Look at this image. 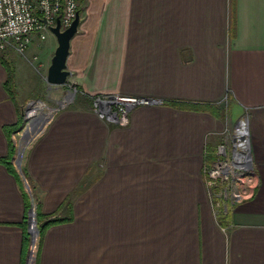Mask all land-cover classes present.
Instances as JSON below:
<instances>
[{"label":"crops","instance_id":"0c3cea01","mask_svg":"<svg viewBox=\"0 0 264 264\" xmlns=\"http://www.w3.org/2000/svg\"><path fill=\"white\" fill-rule=\"evenodd\" d=\"M80 1L67 60L79 98L22 161L42 212L69 218L48 227L38 264H264V0ZM6 79L0 59V159L20 111ZM114 94L160 102L119 124L89 101ZM241 117L260 185L220 208L204 167ZM25 193L0 161V264H28Z\"/></svg>","mask_w":264,"mask_h":264},{"label":"built area","instance_id":"2783aa9c","mask_svg":"<svg viewBox=\"0 0 264 264\" xmlns=\"http://www.w3.org/2000/svg\"><path fill=\"white\" fill-rule=\"evenodd\" d=\"M80 6V0H0V48L10 44L17 52L25 53L33 36L45 39L58 17L62 30L69 27ZM159 102L157 98L122 94L94 98L95 109L119 124L128 123L133 107ZM204 172L217 207H227L229 202L239 203L255 196L260 176L253 166L246 117L239 119L229 137L219 144L216 158L205 163Z\"/></svg>","mask_w":264,"mask_h":264},{"label":"rangeland","instance_id":"374dc122","mask_svg":"<svg viewBox=\"0 0 264 264\" xmlns=\"http://www.w3.org/2000/svg\"><path fill=\"white\" fill-rule=\"evenodd\" d=\"M80 2V7H82V1ZM37 36L38 35H35V37L32 38V42L29 45V49L34 48L35 53H37L36 60L30 57L29 50H26V52L22 54L17 52L14 46L10 44H7L3 49L0 48V59L3 57L8 60L9 64H11L14 69V90L16 100L18 98V103L20 104V115L22 117V125L18 131L14 133L13 142L16 146V151L12 162L20 174L21 181L28 195L34 203L32 207H35V211L38 200L36 199L33 186L24 171L22 163L23 157L29 145L45 129L54 115L59 110L70 106L79 98V93L75 84L69 81L62 85H53L47 82V71L45 69V64L42 65V63H47L49 61L51 63L50 59L54 54L55 47H57V40L56 36L51 31L46 33L45 39L39 40ZM51 39L53 41L52 48L43 56V48ZM29 126H31L33 131L28 137V135H26V130ZM21 152L22 161L18 166L17 159ZM39 233L36 236L35 242H30L29 245L28 258L32 255V260L29 261V264H36L39 250ZM30 251H32V253Z\"/></svg>","mask_w":264,"mask_h":264},{"label":"trees","instance_id":"16d2710c","mask_svg":"<svg viewBox=\"0 0 264 264\" xmlns=\"http://www.w3.org/2000/svg\"><path fill=\"white\" fill-rule=\"evenodd\" d=\"M79 11L82 12L81 7L79 8ZM236 27H237L236 26V20H235V16H234L233 18H231V24H230V29H229L231 37H234L236 35V31H237ZM1 60L4 64V66L6 67L7 74H8L7 79L5 81V89L7 90V92L11 96V98L15 101L16 100V96H15L16 94H15V90H14V69H13L12 65L9 64L8 60L4 59L3 57H1ZM75 87L77 88V90L80 89V87L78 85H75ZM94 98H95V96L91 97L89 99V101L93 102ZM173 104L182 106V104L175 103V102ZM190 106L192 108L201 109V110H213V108H215L214 104H209V103H201V104L193 103V104H190ZM20 114H21V112L19 111V118L15 124L7 125L4 127L5 134L7 135V138H8V152H7L6 156H4L0 159V161L9 169V171L13 172L16 176H19V174H18V171L16 170V168L12 162L13 156L15 155V151H16V146L13 142L14 139H13L12 135L14 132L18 131V129L22 125V119H21L22 117ZM218 114H219V112H218ZM25 194L27 196V209L29 210L32 206L31 199H30V196L28 195V192ZM36 216H37L38 223L46 221V223L43 226L39 225V230H40V233H39V249L41 246L43 235L45 234L48 227H50L53 224L63 223V222L69 221V218H66V217H59V216H56L53 214H44L40 208L39 203L37 204V207H36ZM26 219H27V217H26ZM24 223L27 225V220H25ZM30 242H31V236H30L29 232L26 230L25 247H29ZM38 252H39V250H38ZM36 264H38V253H37Z\"/></svg>","mask_w":264,"mask_h":264},{"label":"water","instance_id":"95a60500","mask_svg":"<svg viewBox=\"0 0 264 264\" xmlns=\"http://www.w3.org/2000/svg\"><path fill=\"white\" fill-rule=\"evenodd\" d=\"M80 21L81 12L78 11L74 21L66 29H61V22L59 17L57 18V24L55 26H51L50 28L51 32L56 36L57 39V47L51 58V63L46 75V80L50 84L62 85L66 84L69 80L71 71L68 69L67 60L70 54L71 40L78 32ZM21 156L22 152L17 159L18 166L22 161ZM45 223L46 221L38 223L36 219L35 207H31L28 218V231L30 233L32 243L35 242L36 236L39 233V225L43 226Z\"/></svg>","mask_w":264,"mask_h":264},{"label":"bare ground","instance_id":"6f19581e","mask_svg":"<svg viewBox=\"0 0 264 264\" xmlns=\"http://www.w3.org/2000/svg\"><path fill=\"white\" fill-rule=\"evenodd\" d=\"M35 128V127H34ZM32 128H31V126H29L28 128H27V130H26V135H28V137L30 136V134L32 133ZM31 260H32V257H31Z\"/></svg>","mask_w":264,"mask_h":264}]
</instances>
